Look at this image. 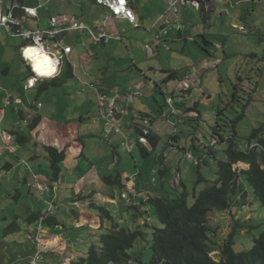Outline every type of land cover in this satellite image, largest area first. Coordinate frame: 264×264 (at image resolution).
<instances>
[{
  "label": "crops",
  "instance_id": "obj_1",
  "mask_svg": "<svg viewBox=\"0 0 264 264\" xmlns=\"http://www.w3.org/2000/svg\"><path fill=\"white\" fill-rule=\"evenodd\" d=\"M128 1L137 16L138 25L125 18L113 17L110 10L96 0H0L4 11L20 5L17 17L23 29L49 28L52 26V18H57V28L62 29L69 26L72 16H76L81 23L91 26L96 32L106 31L111 35L101 43H96L86 29L73 30L60 37L65 44L73 47L72 52L63 56L60 75L56 79L43 80L57 87L54 89L57 95L65 96L66 101L58 107L38 102L51 85L38 87L36 83L34 87L27 88L33 72L22 55V46L26 41L0 25V198L5 191L13 197V190L29 188L30 193L23 190V195L31 199L26 205L27 216L15 213L17 221L25 224L28 232L26 236L21 235L23 226L19 224L20 231L7 235L14 236L12 240L0 242V259L3 258L0 264H6L10 256L15 257L17 264H29V260L39 250L61 245L57 244L58 238L69 233L64 229L66 224L61 205L73 213L77 231L82 227H94L102 233L111 228L113 223L137 227L139 223L133 215L134 205L168 191L163 181L160 184L158 182L160 165L170 169L171 155L177 153L175 149L188 151L180 147L178 140L173 141L174 132L165 148L157 154L163 142L166 123L160 127L152 116L150 110L153 111V104L150 98H155L157 91L164 92L165 88L171 91L168 95H173V104L166 101L169 113L161 110L165 118L166 115L168 117L175 112H183L175 105L177 94L186 95L189 91L202 88L201 73L208 66L217 67L220 58H215V61H201V58L199 62L189 58L187 47L198 42L197 36L203 32L206 42L207 38L200 18H193L189 23L185 21L184 7L200 12L206 23L207 18L210 20L217 13L228 11L227 7H222V3L227 0ZM44 8L48 14L41 13ZM26 9H35L36 14ZM241 28L245 31L244 25ZM219 48L227 52L225 46L219 45ZM244 56L245 52H242L241 57ZM203 60L206 59L203 57ZM171 73L174 75L170 77ZM256 89L251 91L253 98ZM100 94L106 95L105 103L117 107L119 112L111 114L106 105L104 118L100 108ZM124 95L132 96L133 100L123 101ZM195 106H186V112L198 113ZM84 113L87 115L84 116ZM76 115L79 116L76 118ZM117 119L122 122L120 131L114 126ZM145 120H149L148 123ZM20 123L26 127L19 130L16 125ZM142 124L149 129L148 136L143 135L140 129ZM173 125L175 128L176 124ZM35 126L39 127L37 134ZM233 131L236 133L237 128ZM91 135L92 146L89 145ZM80 136L87 137L84 143H81L83 140ZM108 139L110 142L106 143ZM127 139H130L128 143L132 140L136 143L131 151H128L126 145L123 146ZM47 146L56 147L66 154L65 160L60 163L61 172L57 179L54 177ZM143 150H147L148 155L145 156ZM202 150L198 158L206 154L207 149ZM213 150L216 157V147ZM2 155L7 156L11 163L5 164ZM127 157L134 172L129 169ZM155 157H158L157 163ZM238 164L240 169L247 170L250 167L244 162ZM145 171L147 184L143 185L140 177H144L142 175ZM106 177H119L121 182L110 185ZM179 179L177 176V181H172L179 184ZM152 183H155L154 186L150 185ZM180 186L176 185V188ZM20 201L18 199L17 204ZM33 201H36V206L31 204ZM100 207L109 210L112 218L101 212ZM145 209L147 205L143 206V211ZM31 213L55 217L59 224H48L43 218L35 221L37 216ZM41 221L44 222L42 242L37 247L31 237L34 231L39 232ZM0 226L3 232L6 231L7 226ZM101 233L95 244L98 248L101 246ZM43 240L49 241L47 246L43 245ZM90 247L78 250L76 254H68L66 250L65 255L71 257L72 264L74 260L85 256ZM71 250L74 252L73 248ZM132 256L128 263L121 264H139L136 261L138 255L134 253Z\"/></svg>",
  "mask_w": 264,
  "mask_h": 264
},
{
  "label": "rangeland",
  "instance_id": "obj_2",
  "mask_svg": "<svg viewBox=\"0 0 264 264\" xmlns=\"http://www.w3.org/2000/svg\"><path fill=\"white\" fill-rule=\"evenodd\" d=\"M222 4L223 9L227 7L228 11L224 10L222 14L217 13L216 16L212 17L210 20L207 18L206 23L200 12H195L191 7L189 9L184 7L185 21L189 23L193 18H200L203 21H201V23L203 25L202 27L206 30L205 37L207 38L206 42L203 38V32L197 36L198 42H193L190 45L191 47H187V55L189 58L191 60L194 58V60H197L196 62H199L201 58V61H207L209 59L215 61V58H220L217 67L211 68L208 66L206 70H204V73H201V79L203 80L201 89L197 88L194 91H189L186 95H176L175 105L184 113L175 112L171 116L168 115V117H166V115L165 118L162 117L161 110L168 113L170 111L166 104L167 95L171 93L169 89L165 88L164 92L157 91L155 98H150V102L153 104V111L150 110V112H153L152 116L156 118L160 127L166 123L163 142L157 154L165 148L169 139L174 135V132L173 141L177 142L178 140L177 143L180 144L181 148L185 147L188 150H192L196 158L201 155L203 148L212 147L211 142L213 139L216 138L218 140V144L214 146L216 147L218 155L216 158L208 157L206 163H203L201 166L202 173L208 179V182H198V166L186 157L183 149L177 148L175 149L177 153H172V166L170 169L162 164L159 167L160 169L157 172L159 184L163 181L164 184L167 185L168 191L175 194L176 185L180 186L181 182H183L185 187L182 189L187 190L190 204L194 203L195 191L203 190L215 180L219 169V163L225 159L223 152L225 144L222 143L221 136L224 135L227 138L231 136L229 133L233 132L234 121H236L235 126L237 128V134L234 133V137L239 146L245 147L254 129L262 128V126L264 127V0H227L226 3ZM41 13L48 14L49 12L44 8L41 9ZM234 23L237 25H234ZM242 25H244L245 31L241 28ZM219 45L225 46L227 52L219 48ZM242 52H245L244 57H241ZM235 53L238 54L236 55L238 58L234 56ZM203 57L206 60H203ZM43 84L51 86L49 89H46V95L44 94L43 99H39L38 102L43 105L51 103L52 105L61 107L63 101H66L65 96L57 95L56 91H54L57 87L52 86V82H43V80L37 81L38 87ZM255 88L257 89L253 98L251 91ZM48 91H50V93H47ZM247 101H249V103L247 107L244 108ZM186 106H195L199 112L188 114L186 112ZM218 112L223 113L219 115L217 114ZM83 115L86 116L87 113ZM78 116L79 115H76V118ZM217 122H220L223 128H219L220 130L215 132L214 128L217 127ZM173 123L176 124L175 128ZM20 124L21 125H16L19 130L26 127L25 124ZM142 125L146 126L145 124ZM34 131L35 134H37L39 132V127L35 126ZM135 133L138 135L137 130ZM23 135L25 137V134ZM260 137L264 139V130ZM81 138L83 140L81 143H84L87 137L84 136ZM89 138V145L92 146V135ZM129 141L130 139H127L125 143H123V146L126 145L128 147ZM108 142H110L109 139L106 140V143ZM119 144H121V142H119ZM89 154L91 155L90 152ZM1 157L5 158L2 159L5 161V164H7V162L11 163L7 156L2 155ZM129 157H127L129 169L134 172L135 169L130 165ZM155 158L157 163L158 157ZM13 164H15L14 161ZM238 165L239 164L236 166L238 167ZM162 173L165 174L164 177H162ZM142 176L144 177H140V179H142L143 185H146L147 182L145 179L147 171H145V174ZM177 176L181 178V180L178 181L179 184L173 182L177 180ZM240 183L245 187L249 199L251 197V203L250 205L248 204L249 207L233 208L231 211L215 210L210 216V224L215 230L212 231V235L218 238V242L224 241L227 235L235 228L233 227L234 220L239 219V221L235 223L236 233L234 248L237 252L250 250L253 247L255 238L260 237L264 232V207L253 194L243 174L240 178ZM154 184L155 183H152L150 185L154 186ZM179 189L181 190V186ZM17 190L12 191L14 194L13 197H10L5 191L4 195L0 198V225L3 224L4 226H8L17 222L23 226L21 235L26 236L28 232L27 228L25 224L17 221L18 218L15 217V213L18 214L19 212L21 215H28V213H26V205H28L31 199L29 196L25 197L23 195V190L26 191L27 194L30 193V190L29 188H18ZM20 191L21 193H19ZM18 199L21 201L17 204ZM31 204L36 206L37 203L33 201ZM60 207L63 209L61 213L64 214L62 217L66 224L64 229L69 233L68 235L65 233L66 236L58 238L57 244L61 245H55L52 249L51 246H48V250L43 249L41 251L43 255L41 259L42 264H71V257L65 255L66 250L68 254H76L78 250H86L89 246L96 244V241H98L97 236L101 233L100 229L96 230L94 227H82L77 231L73 213L70 212V210L66 211L64 205ZM134 212H136V210ZM1 229L0 226V242L2 240L8 241L14 238V236L9 237L5 235V231L3 232ZM152 238V232L150 233V230H147L145 232V238L141 240L142 242L138 240L135 247L131 250L132 254L135 253V255L141 257L144 264H150L151 261L149 242ZM48 242V240H43V245L47 246ZM9 246L14 245L10 244ZM71 248L74 249V252ZM59 257H62L61 261H59ZM0 261L3 262V258H1ZM6 264H17V262H15V257L10 256Z\"/></svg>",
  "mask_w": 264,
  "mask_h": 264
},
{
  "label": "trees",
  "instance_id": "obj_3",
  "mask_svg": "<svg viewBox=\"0 0 264 264\" xmlns=\"http://www.w3.org/2000/svg\"><path fill=\"white\" fill-rule=\"evenodd\" d=\"M173 75L174 73H171L170 77ZM248 103L249 101L244 108ZM223 112L217 114L220 115ZM235 125L236 121L233 124L234 130ZM219 128L223 127L220 122H217L214 131L220 130ZM263 130V126L254 129L249 141L258 140L264 146V139L260 137ZM234 133V131L231 132L229 138L221 136L222 143L225 144L223 149L225 159L219 163L215 180L203 190L195 191L193 204L189 203L187 190L182 189L185 187L183 182H181V190L175 187V194L167 191L163 195L150 196L142 203L134 205L136 210L134 216L139 223L137 227L132 228L113 223L111 228L106 229L100 235V248L92 245L85 256L74 260L72 264L128 263L133 258L131 250L138 240L141 241L145 238L147 230L153 234V238L149 242L150 264H264V232L260 237L255 238L250 250L241 252H237L234 248L235 223L239 219L234 220L233 227L235 228L223 242H218V238L212 235V231H215L210 224L212 212L215 210L231 211L233 208L251 203V197L249 199L245 187L240 183L242 174L246 177L257 200L264 207V150L258 148L249 151L243 150L236 143ZM213 147H205L207 155L202 161L206 162L207 157L210 156L216 158ZM47 151L51 158L54 177L57 179L61 172L60 163L65 160L66 154L53 146H47ZM143 153L146 156L149 152L143 150ZM239 162L249 164V169L244 170L236 167ZM200 164L201 162L198 163L197 180L198 182H208L202 173ZM105 180L110 185L121 182L119 177H106ZM144 205H147V209L143 211ZM100 211L108 218H112L109 210L100 207ZM33 216H37L35 221L43 218L44 222L48 224H59L55 217H43L38 214H33ZM5 230V234L8 235L21 229L19 223L14 222L8 225ZM216 251L219 253L213 254ZM136 261L139 264H144L140 256L136 258Z\"/></svg>",
  "mask_w": 264,
  "mask_h": 264
},
{
  "label": "built area",
  "instance_id": "obj_4",
  "mask_svg": "<svg viewBox=\"0 0 264 264\" xmlns=\"http://www.w3.org/2000/svg\"><path fill=\"white\" fill-rule=\"evenodd\" d=\"M96 2L104 7H107L113 17L125 18L128 19L131 23H135L136 25H138L137 16L134 11L130 8L128 0H96ZM19 8L20 5H16L15 7L4 11V9L0 6V17L6 18L4 19L3 24L0 25L4 26L9 31V33L16 36H21L26 41V44L22 46V55L24 59L29 63L33 72V75L31 76L29 81L34 79L36 81L35 84L39 80H54L60 75V71L63 65V56L65 54H70L73 49L71 45L65 44L63 39L60 38L64 33H69L73 30L86 29L91 34L96 43L107 41L111 37V35L108 34L106 31H102L99 33L96 32L91 26L81 23V21L76 16H72L69 20V26L62 29L57 28V26L59 25V21L57 20V18H52L50 22L52 23V26L49 28H40L37 30L23 29L21 25H19L20 22L17 17V10ZM57 45H61V47L56 48ZM30 49L32 50L31 52H29ZM45 57H47V59L49 60L48 62H50V64L52 63V66L46 67L48 63H44ZM38 67L47 71L53 69L52 75L42 74L45 72L38 71ZM35 84L29 86L28 83L27 88L34 87ZM101 95L102 94H100L99 99L101 114L103 113V117L106 118V112H104L106 105L107 111H109L111 114H114L115 112L118 113L119 110L117 107H112L113 105L105 103L104 100L106 99V95ZM114 100L116 101V98H114ZM128 100H133V97L129 95H124L123 101L127 102ZM167 102L170 105L173 104V95L167 96ZM148 121L149 120H145V122L147 123ZM114 126H116L117 131H120L122 127L121 119H117ZM141 131L144 136H148L150 133L149 129L145 126H141ZM135 144L136 143L134 140L128 143V151H131ZM216 144H218V140L215 138L212 140L211 146H215ZM242 148L245 151H249L254 148L264 150V146L259 141H251L247 143L245 147ZM186 155L189 159L193 160L197 164L199 162H202L204 158H196L192 150L187 151ZM39 225V232L34 231L31 237V241L37 247L42 242L41 231L44 228L43 221H41ZM41 259L42 254L41 250H39L37 254L30 259L29 264H42Z\"/></svg>",
  "mask_w": 264,
  "mask_h": 264
},
{
  "label": "clouds",
  "instance_id": "obj_5",
  "mask_svg": "<svg viewBox=\"0 0 264 264\" xmlns=\"http://www.w3.org/2000/svg\"><path fill=\"white\" fill-rule=\"evenodd\" d=\"M27 11H29L30 13H32L33 15H35L36 14V10L35 9H27ZM4 19H6V18H3V17H0V24H3V22H4ZM38 71H42V72H45V73H48L47 72V70H45V69H40V68H38L37 69ZM48 75H52V73L50 72V74H48ZM35 80L33 79V80H30L29 81V86H32L33 84H35ZM140 129H141V127H140ZM254 141V140H253ZM249 142H251V141H249ZM248 142V143H249ZM244 147V146H243ZM242 148V147H241ZM243 149V148H242ZM244 150V149H243ZM189 151V150H188ZM185 152H187V151H185ZM208 153H209V150H208ZM195 155V154H194ZM207 155V154H206ZM206 155L204 156V158L206 157ZM187 156V155H186ZM196 157V156H195ZM211 157V156H210ZM197 164V163H196ZM237 167V166H236ZM43 225H44V222H43ZM30 261V260H29Z\"/></svg>",
  "mask_w": 264,
  "mask_h": 264
},
{
  "label": "bare ground",
  "instance_id": "obj_6",
  "mask_svg": "<svg viewBox=\"0 0 264 264\" xmlns=\"http://www.w3.org/2000/svg\"><path fill=\"white\" fill-rule=\"evenodd\" d=\"M49 60L47 59V60H45V62L44 63H48V65L46 66V67H49V66H52V63L50 64V62H48ZM52 68V67H51ZM47 72H53V69L52 70H49V71H47Z\"/></svg>",
  "mask_w": 264,
  "mask_h": 264
},
{
  "label": "snow or ice",
  "instance_id": "obj_7",
  "mask_svg": "<svg viewBox=\"0 0 264 264\" xmlns=\"http://www.w3.org/2000/svg\"><path fill=\"white\" fill-rule=\"evenodd\" d=\"M32 50L30 49L29 50V52H31ZM45 60H47V57H45ZM39 68V67H38ZM42 74H45V75H48V74H50V72H48V73H42Z\"/></svg>",
  "mask_w": 264,
  "mask_h": 264
}]
</instances>
